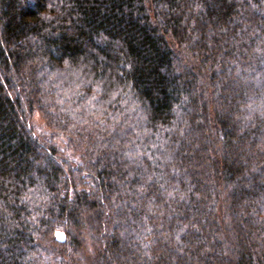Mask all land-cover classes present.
I'll use <instances>...</instances> for the list:
<instances>
[{
  "label": "trees",
  "instance_id": "1",
  "mask_svg": "<svg viewBox=\"0 0 264 264\" xmlns=\"http://www.w3.org/2000/svg\"><path fill=\"white\" fill-rule=\"evenodd\" d=\"M0 264H264V0H0Z\"/></svg>",
  "mask_w": 264,
  "mask_h": 264
},
{
  "label": "rangeland",
  "instance_id": "2",
  "mask_svg": "<svg viewBox=\"0 0 264 264\" xmlns=\"http://www.w3.org/2000/svg\"><path fill=\"white\" fill-rule=\"evenodd\" d=\"M36 121H37L36 124H37V126H38V129L41 130L43 127H42V123H41V121H40V117H37ZM42 130H43V129H42ZM59 234L63 235L62 232H59ZM63 237H64V236H63Z\"/></svg>",
  "mask_w": 264,
  "mask_h": 264
},
{
  "label": "snow or ice",
  "instance_id": "3",
  "mask_svg": "<svg viewBox=\"0 0 264 264\" xmlns=\"http://www.w3.org/2000/svg\"><path fill=\"white\" fill-rule=\"evenodd\" d=\"M57 237H58V239H60V240H63L64 239V237H63V235H61V234H57Z\"/></svg>",
  "mask_w": 264,
  "mask_h": 264
}]
</instances>
